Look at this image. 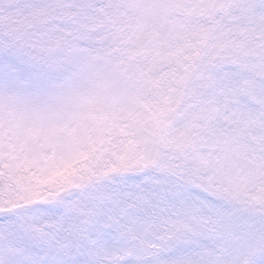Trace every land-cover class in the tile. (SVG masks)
I'll use <instances>...</instances> for the list:
<instances>
[{"label": "snow or ice", "instance_id": "6c2138e0", "mask_svg": "<svg viewBox=\"0 0 264 264\" xmlns=\"http://www.w3.org/2000/svg\"><path fill=\"white\" fill-rule=\"evenodd\" d=\"M0 264H264V0H0Z\"/></svg>", "mask_w": 264, "mask_h": 264}]
</instances>
